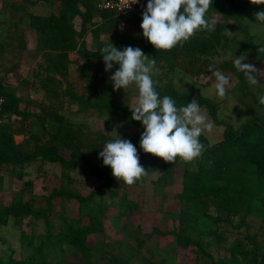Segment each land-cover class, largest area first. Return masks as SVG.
Masks as SVG:
<instances>
[{
	"label": "trees",
	"instance_id": "obj_1",
	"mask_svg": "<svg viewBox=\"0 0 264 264\" xmlns=\"http://www.w3.org/2000/svg\"><path fill=\"white\" fill-rule=\"evenodd\" d=\"M100 1L61 0L58 11L49 14L24 13L26 23L36 31V50L42 53V61L35 76L45 91V98L37 109H29V103L22 108V98L0 77V95L4 97L0 112V178L6 166L20 167L18 176L24 178L36 162L40 166L44 163H59L65 173L80 167L83 174L97 178L100 183L87 194L64 186L56 187L43 195L45 206L41 208H34L26 201H16L10 205L0 203V224L6 223L12 215H32L42 219L46 225L45 231L37 235L38 243L35 244L33 239L30 241L35 254L27 260L9 261L0 255V264H48L45 250L51 245L60 246L64 255L69 251L75 255L82 254L88 264L91 262L88 255L95 246L96 237L105 235L107 220L111 216L123 214L119 209L110 211L111 207L107 203L93 206L97 196L106 192L112 196L116 194L113 189L116 178L112 176L111 168L103 165V159L99 156L105 144L96 139L87 140L82 127L62 111L65 107H78L82 111L90 110L99 115L115 116L132 124H141L131 119L133 109L119 102L118 92L110 80L118 65L114 64L108 73L102 72L100 69L105 66L101 57L103 47L91 49L87 45L85 37L98 12ZM223 1L228 4L230 10L227 13L233 20L227 17V20L216 21L214 31L197 32L170 51L156 50L147 40L144 48V53L156 60V67L164 68L161 71L163 73L153 79L161 98L164 95L172 97L177 107L197 99L214 124L224 126L223 139L211 144L203 133L199 138L205 145L201 156L189 163L178 158L176 163L171 164L143 152L140 148L141 133L124 138L136 146L147 175L160 170L154 181L159 186H171L175 182L177 167L181 162L184 163L182 187L174 195L182 204L179 226L171 232L180 246L185 249L192 246L190 250L194 251L195 256L190 261L178 264H264V238L260 240L259 235L250 232V223L247 221L249 216H255L260 217L264 224V120L253 115L236 127L220 118L218 99L180 88L174 80L176 70L184 69L193 75L229 70L238 77L240 90L258 100L244 72L237 69L234 61L218 64L215 57L230 49L235 56L247 52L257 56L260 62L264 60V47L256 42L255 34L243 22L251 8L259 12L264 10V4H253L250 0ZM216 2L213 0L212 5ZM102 10L100 16L114 22L142 23L141 14ZM77 16L81 20L79 28L74 20ZM3 23H8L7 26L15 24L9 21ZM6 30L0 35V60L9 48H25L27 43L22 37H19L18 45L7 41L9 29ZM227 30L234 33L231 38L226 35ZM236 33L241 34L240 37ZM113 45L123 50L128 46L136 48L138 44L136 39L120 34ZM73 52L84 59L79 64L81 74L98 88L95 98L79 93L70 81V65L73 63L70 54ZM90 62L96 63V70H91ZM16 121L17 128L13 127ZM33 123L39 124L40 129H36ZM16 133L25 134L27 139L33 140L35 148L30 150L24 142H16ZM85 147L90 148V155H86ZM240 197L247 198L244 211L239 208ZM57 198L77 202L79 217L58 226L54 210ZM212 206L214 211L211 210ZM58 214L60 218L63 216L60 212ZM236 216L240 217L238 221L235 220ZM228 226L237 230L245 226L243 238L229 232L231 229ZM154 232L163 233L159 229ZM226 233L234 237L229 245L224 244ZM198 234L213 238L217 255L209 250L211 243L199 238ZM103 260L105 264H129L128 259L114 252L105 253Z\"/></svg>",
	"mask_w": 264,
	"mask_h": 264
},
{
	"label": "rangeland",
	"instance_id": "obj_2",
	"mask_svg": "<svg viewBox=\"0 0 264 264\" xmlns=\"http://www.w3.org/2000/svg\"><path fill=\"white\" fill-rule=\"evenodd\" d=\"M61 0H0V35L8 30L9 35L6 40L18 45L19 37L24 41H28V46L23 48L25 50L31 49L29 54L26 55L23 69L16 71L9 79L15 85L21 79L22 75H31L28 67L30 66V54L33 52L30 45L34 44L36 39V32L30 28L26 23L24 13L35 12L39 14H49L51 11H58L59 3ZM230 10L227 3L223 0L217 2L209 8L207 18L215 19V21L233 20L227 12ZM255 9H250L243 22L247 24L250 30L255 34L256 42L264 47V29L255 21ZM76 21L77 19L74 18ZM9 21L15 23L14 25L7 26L3 22ZM7 31V30H6ZM134 34V29L130 31ZM140 43L142 42L141 32L136 30ZM10 33L11 36H10ZM237 37L241 34L236 33ZM88 45L91 47L97 40L90 34L88 36ZM234 43V42H233ZM232 43V44H233ZM140 48H143L140 46ZM24 50H7L3 55L5 58L1 60L2 66H8L15 61L16 52ZM29 51V50H28ZM20 52L19 54L21 55ZM245 55L246 59L242 63L254 66L258 72H264V60L258 61L257 56H251L249 53H240L237 56L233 54L230 49L224 50L221 55L215 57L216 63L221 64L223 61L232 62L236 57ZM2 57V58H3ZM73 54L72 58L74 64L70 69L69 78L73 86L79 93H84L88 97L95 98L98 88L94 86L81 74L80 65L83 58ZM1 58V59H2ZM76 62V63H75ZM186 66V65H185ZM188 66V65H187ZM220 66V65H219ZM91 70H96L97 65L95 62H90ZM152 78L162 74L163 66L156 67ZM166 70L167 67L165 68ZM102 72L105 71V66L102 67ZM225 75L229 80L226 94L220 97L215 88V78L212 72L201 73L193 75L192 73L182 69L176 70L174 74L175 84L185 90H192L193 92H201L202 94L216 98L220 101V118L230 121L236 127H239L244 121L248 120L251 116L256 115L264 120V104L260 103L261 98H264V74L257 75V85L249 82L251 90L255 93L258 100L253 95H245L240 90V81L238 77L229 70H218ZM3 72V71H2ZM1 72V73H2ZM170 75L173 76L171 72ZM118 92V100L126 107L134 109L136 97L138 95L137 89L134 86L128 89H120ZM28 97V96H26ZM209 120L213 122L212 118L208 115L207 110L201 107ZM66 115L77 125L81 126L84 130L86 139H96L104 141V144L117 137L121 139L130 136L133 133H143L144 128L141 124H132L124 119L115 116L99 115L94 111H82L78 107L64 108L62 110ZM214 123V122H213ZM34 124V123H33ZM36 129H40L39 124H34ZM223 125L214 124L211 132L205 131L211 144L217 143L223 139ZM16 141L18 143H25L26 148L33 150L35 142L27 139V136L22 133H16ZM86 155H90V148L85 147ZM32 170L24 178L18 176L20 167L13 168L6 166L2 170L0 178V203L3 205H10L16 201L30 202L34 208H41L45 206L43 195L48 194L56 187H67L76 192L87 194L95 188L100 180L94 177H88L83 174L82 169L79 167L73 171L64 172L59 163H40L36 162L31 165ZM184 163L181 162L177 167L174 175V183L171 186H159L154 181L160 173V170L151 172L144 176L135 184L129 186L123 181L115 180L113 189L116 191L115 196L110 192H106L102 196L96 197V202L107 203L110 205V211L117 209L122 211V215L111 216L107 220L106 231L104 236L96 237V243L92 251L88 255V259L93 264H105L103 255L107 252L118 253L124 258L128 259L129 264H178L179 262L190 261L194 258V251L185 249L180 246L175 234V228L179 226L180 208L182 206L180 200L176 199L174 195L182 187ZM31 180V181H28ZM28 181V182H26ZM163 195L165 197H163ZM247 198H239V208L244 211L246 208ZM56 211L57 225H65L70 220L76 219L78 215V203L69 202L66 199L57 198L54 204ZM214 211V206L211 207ZM58 212L62 213V217ZM120 214V212H119ZM236 216L235 220H239ZM247 221L250 223V232L259 235L260 240L264 238V224L260 217L249 216ZM45 223L42 219H38L32 215L10 216L6 223L0 224V255L5 260H27L35 254L33 246L30 241L33 239L35 244L38 243V237L41 232L45 231ZM231 231L235 233L236 237L243 238L246 232V227L243 226L240 230L233 229L228 226ZM59 229V228H58ZM155 229H159L163 233H155ZM171 232V233H170ZM227 235L224 244L229 245L233 238ZM199 238L204 241L210 242L209 250L217 255V247L213 243V238L198 234ZM45 258L48 264H87V259L81 255H75L69 251L64 255L60 246H48L45 250ZM89 262L88 264H92Z\"/></svg>",
	"mask_w": 264,
	"mask_h": 264
},
{
	"label": "clouds",
	"instance_id": "obj_3",
	"mask_svg": "<svg viewBox=\"0 0 264 264\" xmlns=\"http://www.w3.org/2000/svg\"><path fill=\"white\" fill-rule=\"evenodd\" d=\"M139 0H130L121 10L129 8ZM253 4H264V0H250ZM213 0H148L142 13V35L156 50L170 51L182 45L200 31H214L215 19L207 18ZM255 21L264 29V10L254 14ZM234 33L227 30L230 38ZM105 71L118 65L110 80L114 90L137 89L135 107L131 119L141 122L144 131L140 137V148L146 154L162 159L165 163H176L179 158L185 163L201 156L205 145L200 136L211 132L214 123L209 120L197 99L177 107L168 95L162 98L156 90L152 76L156 60L136 47L128 46L118 50L113 43L101 49ZM245 55L236 57L234 65L244 72L249 82L257 85L256 76L264 74L249 64L242 63ZM217 94L223 97L229 86L228 78L220 71L212 72ZM264 104V98L260 100ZM103 165L111 168V174L118 181L131 186L147 175L140 163L136 146L127 139L117 137L105 143L99 153Z\"/></svg>",
	"mask_w": 264,
	"mask_h": 264
},
{
	"label": "crops",
	"instance_id": "obj_4",
	"mask_svg": "<svg viewBox=\"0 0 264 264\" xmlns=\"http://www.w3.org/2000/svg\"><path fill=\"white\" fill-rule=\"evenodd\" d=\"M102 9H98V12L96 13V16L92 22V24L89 25V30L88 33L85 37L86 42L88 40V36L91 34L94 39L97 40V43H93V46H89L88 42L87 45L91 49H97L98 47H105L109 43L114 44V40L117 39V37L120 34H123L128 37H132L133 39H136L137 41V47L140 48L144 52L145 48V40L146 38L143 37L142 35V29L140 28V25L134 24V23H129V22H114L112 19H107V18H102L100 16ZM35 13V12H34ZM39 14V13H37ZM138 14V13H136ZM140 15V14H138ZM77 20L75 21L76 26L79 28L80 27V18L77 16L75 17ZM31 28V27H30ZM134 29V34H132L130 31ZM33 29V28H32ZM141 32L140 34L142 35V42L140 43L138 36H136L137 32ZM36 32V31H35ZM138 35V34H137ZM28 42V41H27ZM36 45H37V35L34 44L30 45V48H32L33 52L30 54L29 58L30 61V66L28 67L31 73L30 77L29 74L22 75L21 79L16 83L15 85L11 82L9 77L13 74L16 73V71H20V69H23V65L25 63L26 55L29 54L30 50L29 47L27 50L20 48L16 46L13 48V50H24V51H19L16 52L15 55V61L12 64H8V66H2L1 60L5 58V56L0 60V77L1 79L9 85L10 88L15 90L17 94L22 98L21 102V107H25L29 103V109L34 110V108H38L39 103L44 100L45 98V91L42 88L38 78L35 76L36 72L39 69V63L42 61V53L36 50ZM28 46V43H27ZM29 50V51H28ZM20 52L21 55L19 54ZM7 53V51L5 52ZM75 54L78 59V57H81L78 53L73 52L70 54V59H72L74 64V60L72 58V55ZM145 54V53H144ZM146 55V54H145ZM82 58V57H81ZM76 63V62H75ZM72 64L70 67L72 68ZM3 71V72H2ZM2 72V73H1ZM28 96V97H26ZM13 127L17 128V121L16 123H13ZM16 135V134H15ZM16 140V137H15ZM17 142V141H16Z\"/></svg>",
	"mask_w": 264,
	"mask_h": 264
},
{
	"label": "built area",
	"instance_id": "obj_5",
	"mask_svg": "<svg viewBox=\"0 0 264 264\" xmlns=\"http://www.w3.org/2000/svg\"><path fill=\"white\" fill-rule=\"evenodd\" d=\"M129 2L130 0H101L98 3V8L115 11L119 14L138 13L142 15L144 10L146 9L148 0H139L138 3L132 4L129 8H125L121 10ZM3 104H4V97L0 95V112L2 110Z\"/></svg>",
	"mask_w": 264,
	"mask_h": 264
}]
</instances>
